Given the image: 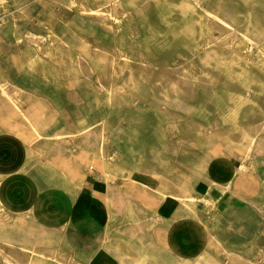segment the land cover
Masks as SVG:
<instances>
[{"label": "rangeland", "instance_id": "1", "mask_svg": "<svg viewBox=\"0 0 264 264\" xmlns=\"http://www.w3.org/2000/svg\"><path fill=\"white\" fill-rule=\"evenodd\" d=\"M72 1L73 6L71 0H0V106L12 105L33 130L48 178L57 173L50 162L66 150L72 160L85 161L87 176L111 165L122 169L115 176L124 178H131L127 166L148 176L146 170L159 172L152 174L159 182L181 174L186 201L191 190L184 187L205 176L209 160L240 159L249 169L237 171V176H246L244 183L233 185L240 194L218 190L230 191L245 204L243 241L234 243L228 232L224 237L210 233L206 251L184 255L188 263L183 264H264V55L256 43L264 42V0L139 1L136 5L146 4L148 11L145 18L135 12L137 6L131 7L136 30L123 45L132 56L129 65L113 62L114 43L104 28L93 21V13L78 10L101 8L105 21L115 23V16L125 15L127 1ZM183 3L196 5L192 18L199 43L184 57L187 63L175 64L166 60L175 58L179 48L165 35L168 25L162 18L167 15L178 24ZM49 5L53 27L47 23ZM149 24L163 31L159 37H148ZM71 33L76 39H69L70 48L56 49L64 61L52 62L51 71H44L37 63L33 38L46 43L51 35ZM67 52L74 57V70ZM117 86L127 91L117 92ZM101 133L106 138L102 147ZM249 143L246 156L240 147ZM207 197L212 204L202 202L212 213L217 200L211 193ZM246 198L256 200L259 208ZM0 218L8 228L0 234V255L6 256V264H32L31 258L46 264H79L69 259L78 254L63 247L61 229L49 230L30 215L13 219L1 208Z\"/></svg>", "mask_w": 264, "mask_h": 264}, {"label": "crops", "instance_id": "2", "mask_svg": "<svg viewBox=\"0 0 264 264\" xmlns=\"http://www.w3.org/2000/svg\"><path fill=\"white\" fill-rule=\"evenodd\" d=\"M39 147L33 130L16 109L10 104L1 105L0 208L13 219L30 215L50 230L61 229L63 247L78 254L73 259L69 256L74 263L182 264L184 255L193 257L199 252L198 237L194 235L198 225L205 227L209 236L220 233L224 237L228 232L239 245L244 239V202L231 196L230 191L222 194L213 185L244 183L246 177L237 176L240 159L214 157L206 165L205 176L190 183L191 195L197 200L210 193L217 200L212 213L202 201L197 203L199 219L193 221L184 208L181 174L179 177L175 173L165 182L143 172L133 179L119 175L108 178L97 170L87 176L85 161L72 160L64 150L63 154L58 153L64 160L61 171L54 170L57 173L51 179L44 166L46 159L40 165ZM52 161L56 163L55 159ZM159 190L164 192L162 196ZM213 225L223 228L215 230ZM7 231L0 222L1 236ZM66 253L64 250V260ZM5 259L0 255V264H6Z\"/></svg>", "mask_w": 264, "mask_h": 264}, {"label": "bare ground", "instance_id": "3", "mask_svg": "<svg viewBox=\"0 0 264 264\" xmlns=\"http://www.w3.org/2000/svg\"><path fill=\"white\" fill-rule=\"evenodd\" d=\"M117 1H119V0H108V2H115V3ZM126 1H127L128 6L124 12L125 15L122 18L115 16V19L117 18L115 23H108L105 21V15L102 14L103 11L101 8L91 9V8H87V7L78 6L79 11H82L83 13L89 12L90 14L91 13L94 14V16H92V18H94L93 21L99 22V25L102 26V28H104L107 36H109L110 40H112V42L114 43V47H115L116 52L114 53L113 62L123 64V65H129L131 63V58H132V56L129 55L128 52H125L123 50V45L127 44V42L129 40H131V35L133 33H135V30H136V27L133 24H131V20H130V17L132 16L131 7L137 6L136 5L137 2L144 1V0H126ZM73 3H75V2L71 0V2H69L70 6H73ZM100 6H101V4H100ZM113 6H115V4ZM195 6L196 5H194V4L191 5V4H186V3H183L179 6L180 12L182 13L183 17L178 24L175 23L174 18H170L167 15L163 16L162 20L168 25V29L166 30L165 35L168 34V36H170V38L172 39V42L174 43V45H176L177 48H179V49H176L175 58L172 55L171 58L170 57L167 58V60H166L167 62H169L170 59H173V60H175V64L187 63L189 59L184 58V57L190 55L191 53H194V50L199 43V40H197V32H196V28H195V22L192 18V14L194 12ZM47 7L49 9L48 13L50 15V19L48 20L47 23L50 24V27H53L55 25V19L52 18V17H54V10L50 5ZM147 11H148V5L143 4V3H140L139 7L135 8V12L142 14L143 17H145V18L147 17L146 16ZM24 14L27 15L26 9H24ZM145 20H147V19H145ZM147 31L150 34V36H148L150 38H153L156 36L159 37V34L161 32H163L162 30L157 29L155 26H153L151 24H149ZM70 38L76 39V35L71 33V34L66 35V37H64L61 35L54 34V35H51L50 37H48V40L46 41V43H43L41 41V39L33 38V41L36 42V46L33 48V51L37 56V63L41 65V67L44 71H47V72L51 71L50 65L52 64V62L64 61L63 58L57 57L56 49L59 48L60 46H63V47L66 46L67 49L70 48V46H71L70 41H69ZM26 42L29 43V46H31L32 38L26 39ZM256 43L259 45V48L261 49V52L264 55V42L261 43L258 40V42H256ZM83 48L85 51L87 50L85 47H83ZM67 54L69 56L67 58V61L71 65L72 69L74 70V64H73V62H74L73 58L74 57L72 55H70L68 52H67ZM118 60H121V61L118 62ZM141 60H145V59H141ZM116 63H114V66H116ZM115 72L116 71L114 70L113 74ZM49 74H53V73L51 72ZM239 75H244V72H240ZM76 78H77V76L74 77V79H76ZM116 90H117V92L127 91L126 88L121 87V86H117ZM98 136L100 138L99 145H101V147H102L105 140H106L105 134L101 133V136L100 135H98ZM29 137H30V134L28 133V138ZM29 139H31V137ZM249 146H250V143H249V145L247 144V147H240V151L242 153H244L246 156L249 154V152L251 150V147H249ZM58 159L61 160L63 158H61L60 155H57L55 157L56 163L53 161H51L50 163L53 165V167L55 168L56 171H61L62 163L64 160H61L60 163H57ZM95 159L98 161V163L100 165H107L106 160H104L102 157H100V158L95 157ZM121 170L122 169L111 168L109 166V167H106V169H104L102 173H103V175L105 174L106 176H108L107 174L110 173L108 176V178H109L110 176H115V173L116 174L120 173ZM134 170H135V168H130L127 170L128 174L131 178L136 176V174L138 173V172H134ZM237 171L246 173V172H249V169H248L247 165L244 162H242L239 166H237ZM146 172L149 173V177L156 176V175H152L153 173H158V175H160L159 172L152 171V170H150V171L146 170ZM145 175L147 176L146 173H145ZM213 185L218 187V188H226V189H231L233 192H238V191H235V189L233 188V186L230 183L213 182ZM188 187L185 186L184 190L188 191L190 189V187L189 188ZM158 192L161 196L164 194V192L161 190H159ZM238 194H240V193L238 192ZM182 200L184 203V208L188 212V216H190L191 217L190 219H192L193 221L194 220L198 221V219H199L198 213L196 210L197 201H204L206 204H209V203L212 204V201L206 195L199 197V200H196L195 196H193V195H191L190 198L186 199V201H184V198H182ZM246 200L249 201L253 205V207L259 208V205L257 204L256 200H253L252 198H249V199L246 198ZM191 208H193L194 210H192ZM8 215H9V213H8ZM6 217H7V215H6ZM21 217H23V216H21ZM3 220H4L3 218H0V222L2 224H4ZM5 224H7L6 221H5ZM41 226H43V225H41ZM194 235L198 237V239H197L198 243H199V252L198 253L199 254L203 253L204 252L203 250L205 249V251H206L208 245L211 242V237L209 236V232L206 231L205 227L202 228L201 226L198 225V226H196V229H194ZM184 257L185 256H183V258H182V264L188 263V262L184 261L185 260ZM31 259H32V264H46L41 259H39V260L37 258H31ZM189 261H191V260H189ZM141 264H147V263L144 262Z\"/></svg>", "mask_w": 264, "mask_h": 264}]
</instances>
